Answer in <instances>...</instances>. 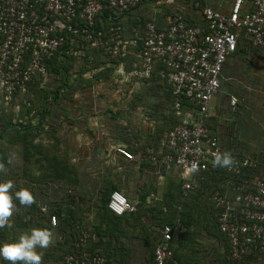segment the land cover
I'll use <instances>...</instances> for the list:
<instances>
[{
    "label": "built area",
    "instance_id": "obj_1",
    "mask_svg": "<svg viewBox=\"0 0 264 264\" xmlns=\"http://www.w3.org/2000/svg\"><path fill=\"white\" fill-rule=\"evenodd\" d=\"M145 1L0 0V97L11 101L28 92L38 78L46 80L49 61L65 50L70 35L72 42L76 39L85 49H100L112 59L124 51L135 56L126 49L138 48L141 41L140 58L132 63L126 80H149L161 65L162 80L172 89L173 109L183 117L182 124L147 149V157L156 168L177 173L188 193L194 189L195 176L211 168L215 154L224 153L205 120L221 89L225 64L237 52L240 39L264 49V0H214V4L211 0H153L152 10L162 3L168 8L189 2L185 7L200 14L202 22L191 24L192 15L174 12L165 22L152 17L144 28L132 29L130 40L124 39L125 16ZM67 53L75 54V50ZM76 54L81 56L83 50ZM230 103L234 110L238 100L232 97ZM117 152L135 160L126 148L119 147ZM214 197L218 229L228 242L231 261L264 255V175L251 189L243 185L234 195ZM108 209L117 216L136 211L120 191L112 192ZM56 223L53 218L52 224ZM90 235H81L77 249L87 250ZM161 236L150 264H178L170 246L175 238L173 226L161 228ZM104 263L101 249L90 256L67 254L63 261Z\"/></svg>",
    "mask_w": 264,
    "mask_h": 264
},
{
    "label": "trees",
    "instance_id": "obj_2",
    "mask_svg": "<svg viewBox=\"0 0 264 264\" xmlns=\"http://www.w3.org/2000/svg\"><path fill=\"white\" fill-rule=\"evenodd\" d=\"M188 21L191 24L195 23L194 20L188 19ZM105 23L108 24L107 21H105ZM145 25L146 20L144 17H141L139 20L130 21L128 25H126L124 22L122 24L124 31L123 38L130 40L131 37L134 36L132 29L141 27L144 28ZM107 26L108 25H106V27ZM72 39L73 36L70 35L68 37V44L65 46V50L53 57L48 64L49 72L51 71L56 76L63 74V76L66 77L65 79H63L65 89H67L68 87H70L71 89L73 88L70 84V80H68L67 78L68 74L66 73V71L69 67H73L74 64H70L69 60L71 58L73 59V57H76V53H78L80 50H83V54L80 56V58L82 57L84 61L82 65L83 67L80 68L81 74L79 75V79H81V81H79V87L81 89L92 87L95 83H99L103 80L109 81L113 77V74L116 71L115 69L119 65L123 66L125 70V73L120 74L119 76L129 74L130 71H132V63L136 60H139L140 58L139 48L141 47V41L138 48L128 46L126 49L127 52L128 50L134 51L135 56L125 53L124 51L123 56L112 59L108 55H105L102 50L89 48L85 49V47L81 46V44H78V41H76V39H74L73 42ZM70 48L75 50L74 56L67 53ZM161 69V65L157 66L152 75V78L146 81L139 82H142L144 84H152V86L150 87H154L158 91L157 93H159V96H163L165 98L163 103L159 104V106H157V108L153 110V113L155 114L154 116H157L160 119V129L163 132L165 131L168 133L175 126L182 124L183 117L177 115L176 111H174L173 109L172 89H169L166 83L162 80V76L160 73ZM87 76H89V79L84 82L83 80ZM43 81L45 80L38 78L35 83H32L28 87V92L18 94L14 97L15 99L22 96L25 97L24 99H27V102H24L25 104H23V108L25 111L24 115H22L20 118V122L14 123L13 119H10L9 121H6V123L0 125V140H4L6 136V139L11 141H9V143H11V146L8 150H6L8 154L7 158L4 157V150L0 148V164H6L9 168V163L11 160L10 158H13L14 156H16V153L22 151V154L27 161H31L35 158V162L33 164L39 165L40 173L37 175V178L35 180L44 183L52 191L54 189L52 185H58L59 190L61 189L63 192V194L59 195L58 198L59 207H54V210L50 212L48 218L44 216L45 214L42 210V206L37 202L38 198L41 197L42 199H46V197L48 196V194L44 191V194H40V197L31 192L33 196V203L31 205H23L18 200L15 204L16 208H14L16 214L13 226L6 229V232H8L9 235H13V240L11 242L16 241L14 228L24 230L22 232H30L32 229L36 228H47L49 230L56 229L58 231L57 233L59 234V237L57 238L58 240L56 244H54V246L50 244L47 248H45V253L41 254V264H63L64 257L67 254H82L90 256L95 254L97 249H101L105 257L112 256L113 254L114 256H119L118 253H123V255L125 256L130 255L132 252V246L122 238L129 239L130 233H133V236H135L138 235V233L143 232V230L145 234H147L146 241L149 244V247L155 248L156 244L160 242V239L162 237L161 228H163L165 225H171L177 231L178 239L174 238L173 243L176 242V245L178 247H171L174 257L176 258V260H178L180 257L178 256L176 250L179 249V247L183 248V237L185 236L184 230L186 231V233L188 230H191L198 223L197 218L199 219L200 217L202 218L203 216H205V219H210L214 224V228L218 229L217 210L213 208V197L214 195H216L215 193L218 192L219 195L224 196L229 191H238V188L240 186H250V184L253 183V181H251L250 179H248V181H244L243 179H241L247 173H243V175L241 176H235L234 173L228 172L229 167L222 168L212 165L211 168L205 173L196 175L194 189L188 193H184V180L180 176L176 177L177 173L173 171H166V174L169 175L165 178L167 190L166 192H164V196L160 202L157 201L155 202V206L148 208L147 211L150 213V215H152V218L149 222H144L141 214L138 212L131 213L127 218H125L126 214L122 216L113 214L108 209V203L112 192L117 190H110L111 193L109 199L100 201V205L98 207V215L100 216L101 221H99L97 215V221L95 220L94 224L85 222L83 214H80L78 216L76 212H74V208L78 207V205L74 203L72 199L66 198V195L64 193V187L65 184H67V172H73L70 165L64 158L61 160L56 156V154H51L50 148H48L46 145L41 143L34 144V141L36 140L35 132L44 127L43 124L45 120L50 116L49 105L52 104L48 103L55 104L59 101L61 102L63 99L62 94L64 92V89L62 90L60 88H54L55 90H52L55 91L53 97H49V94L44 90H40L37 93V91L39 90V86H41ZM64 95L67 96V92L64 93ZM0 99L2 100L1 97ZM29 99L34 101L41 100L40 106H38L37 103L34 107H31L33 103ZM33 112L34 116L31 115ZM26 116H29V118L26 119ZM33 120L37 121L36 124L33 123ZM159 140L160 139L155 138L151 143L157 146ZM151 143L143 144L142 146H140V148H131L130 152L137 153L141 152L142 150L145 154L147 152L148 146H152ZM19 144H21V149L18 148ZM55 149L56 147L54 148L53 152L56 151ZM146 158L148 157L146 156ZM148 161L150 162V160ZM247 170L248 169H246V171ZM11 171L17 177L22 176L19 178L33 180L30 175L25 176L21 174V170L18 167L12 168ZM9 175H6V182ZM70 178L72 179L71 174ZM231 182L232 184H230ZM69 183L73 182L69 180ZM220 184L222 186H220ZM8 192L11 193L10 188L8 189ZM213 193L214 195L212 196ZM47 199L50 198L47 197ZM66 199L69 201V207L63 208V205L66 203ZM44 204L47 203L45 202ZM44 206L48 207V204ZM147 211L144 212L147 213ZM194 215H196L197 218L194 217ZM53 218H55L57 221L55 225L52 224ZM105 218L107 220L109 218L110 221H114L115 224L113 223L114 225H112V227L110 228L103 229L101 222H103ZM42 220L47 221L48 225L45 226L44 224H42ZM74 221L75 224H73ZM122 222H126V225H131L133 227V230L129 231L127 230V228H120L119 226H121ZM11 228H13L12 232ZM84 232H88L91 235L88 240L87 250L82 252V249H77L76 244L78 243L81 235ZM182 232L184 233L182 234ZM93 234L96 237L108 235L110 237H113L115 242L110 241L109 243H107L102 242V240L100 239L95 240V238H92ZM221 237L223 236H220L219 238L221 239ZM2 239L4 243H11L8 242L6 234H2ZM153 241L157 242L154 244ZM225 248L226 255L228 256L229 246ZM260 257L261 256H249L243 258L240 261L233 262L231 261L230 256H228L229 260L225 259L223 264H249L252 261L259 260ZM152 262L153 256L150 263ZM0 264H10V262L2 260Z\"/></svg>",
    "mask_w": 264,
    "mask_h": 264
},
{
    "label": "crops",
    "instance_id": "obj_3",
    "mask_svg": "<svg viewBox=\"0 0 264 264\" xmlns=\"http://www.w3.org/2000/svg\"><path fill=\"white\" fill-rule=\"evenodd\" d=\"M180 3L182 2H178V5ZM210 3L214 4V0H211ZM150 5L146 4L145 1L139 9L128 12L125 16V24L128 25L130 21L139 20L141 17H144V15H151L149 17L150 19L154 17L159 21L165 22L169 19V17L165 15V11L177 7L176 4L172 7H168L166 10H157L156 12V10L151 9ZM178 10L182 12L184 10V13L188 15V17L192 15L191 20H194L196 23L202 22L200 14L196 12L192 13L185 5L182 6V9L179 6ZM115 70L113 76L115 74L118 76L125 73L124 67L121 65L117 66ZM125 75L119 76L118 79L127 82L126 78L128 74ZM88 79L89 78L86 77L83 81L86 82ZM79 81H81V79L77 78L73 81V84H71L72 87L75 84L78 85V89L76 90L74 87L72 89L68 87V94L65 99L61 101L65 102V100H67V102L70 103V108L72 110L69 108L68 114L71 111L75 112L74 108L76 106L79 110L77 116L79 118L82 117L73 122L72 133L73 131L79 132L77 136L74 135L73 138H79H76V140L70 139L68 143L70 144L73 142L72 144H75V142L80 141L78 149L82 148V153L86 157L82 158L78 156L80 163L85 165L88 164L89 167L95 164H107L109 169L104 174L102 172L104 175L102 179L95 175L90 168L87 169V166L83 168V171L78 172L74 167V162L70 159L67 163L70 165L73 172H67V184H65L64 187L66 198L72 199L74 203L78 205V207L74 206V212H76L78 216L83 214L85 222L94 224L95 220L97 221L96 216L98 215L100 201L109 199L110 190H118L128 198L135 206V212L140 213L143 221L147 223L152 218V215H150L147 210L155 206V200H157L156 194L158 190L154 187L159 185L161 181H165L166 176L169 175L166 174L165 169H158L148 161L149 159L146 158L147 152L144 154L141 150V152L133 153L135 160L130 161L118 154L117 149L123 147L130 151L131 148H140L143 144L151 143L155 138L160 139V142L167 132H163L161 129L157 131L156 127V135L154 129L149 130L146 134L141 133L139 136H134L132 132L126 131L131 129V127L124 126L125 131L118 134L117 138L112 136L108 137L106 135L102 136V133H108L106 125L109 122L117 121L121 116L117 117V113H110L107 116L109 112L103 109L106 103L105 99L100 101L97 96H94L96 97L94 98L92 95L91 98H80V95H77V93L85 89H91V87L81 89L79 87ZM134 83L138 84L142 82L134 81ZM155 96V98L161 101L165 100V98L159 96V94H155ZM117 97L120 99L122 97L121 93L116 96V98ZM232 97L238 100V104L234 110L230 105ZM154 102L155 103H150L149 105L154 106L157 103L155 106L157 108L160 101L154 100ZM136 103H143L142 98L139 97ZM136 107L138 106L135 105V108ZM31 115L34 116V112ZM73 116L75 117V114H73ZM26 118H29V116H26ZM36 122V120H33L34 124H36ZM205 122L212 132L219 137L223 152H228L233 157L234 163L229 167L228 172L234 173L235 176H241L243 173H247L241 179L244 181H248V179L253 181V183L248 186L251 189L255 181L264 175V49L255 47L252 42L247 39H240L237 52L229 58L225 64L221 89L212 101L210 113ZM121 123L125 124V121ZM46 128H48L46 132L51 131L54 129V125L49 126L48 124ZM125 132L127 136L123 137L122 135L125 134ZM89 133L91 134L89 135ZM99 136H102L101 144L96 143L99 140ZM159 142L157 144H159ZM69 144L68 147H71L72 144L70 146ZM93 144L95 146L98 145L99 148H104L107 157L104 155L100 157L99 160H91L95 157L91 154ZM152 146L156 145L152 144ZM149 147L151 146L149 145L148 148ZM86 150L89 151L86 152ZM246 169H248V172ZM69 173L72 175V179ZM178 176L179 175L176 174V177ZM93 177L96 178L94 179ZM69 180L73 183H69ZM230 184H232V182ZM233 192L234 191H229L225 195H232ZM62 194L63 192L61 189L59 190L58 185L55 186L51 196L55 208L59 207L58 198L59 195ZM67 207H69V201L66 199L63 208ZM144 211H147V213ZM130 214L131 213H127L125 218L130 216ZM98 219L101 221L99 215ZM101 223L103 229L110 228L115 224V222L110 221L109 218L108 220L105 218ZM73 224H75V221ZM119 227L127 228L129 231L133 230V227L131 225H126V222H122ZM54 231H56V233L58 232L56 229H54ZM55 237H59V234L57 233ZM146 237L147 234H145L143 230V232L135 236H133V233H130L129 239L122 238L132 246L131 254L125 256L123 253H118L119 256H114V254L112 256H104V264H150L154 248L148 247L149 244L146 241ZM92 238H95V240L100 239L102 242L107 243L110 241L115 242L114 238L108 235L96 237L93 234ZM222 238L224 247H228L229 245L226 238ZM259 256H261L259 260L252 261L249 264H264V255ZM194 258L196 264H221L223 260V256H218L217 259L214 257L213 260L212 256H194ZM226 259H228V256ZM178 260H182L181 257ZM191 260L192 259H190V261ZM178 264L181 263L178 261ZM184 264H186L185 261ZM187 264H192V262Z\"/></svg>",
    "mask_w": 264,
    "mask_h": 264
},
{
    "label": "rangeland",
    "instance_id": "obj_4",
    "mask_svg": "<svg viewBox=\"0 0 264 264\" xmlns=\"http://www.w3.org/2000/svg\"><path fill=\"white\" fill-rule=\"evenodd\" d=\"M152 2L153 0H149V1L146 0V4L148 5H150V3L152 5ZM183 5L190 6L189 2H186V3L182 2L179 5L177 4V7L171 8L170 10L169 9L166 10L167 9L166 5H163L162 3L160 6H156L157 9L154 8V10H156V12L159 8L166 10L165 15L167 17H172L174 15V12L180 13L181 15L186 16V14L184 13V10L183 12L181 10H178V7L180 6V8L182 9ZM150 16L144 15L146 23L151 21L152 18L150 19L149 18ZM74 55L75 54H72V56ZM83 62H84L83 58L82 57L80 58L79 54H77L76 57H73V59L71 58L69 60L70 64L72 65L74 64L73 67H69L68 70L66 71V73L68 74L67 78L68 80H70V84H73V81L79 78V75L81 74L80 68L83 67L82 66ZM49 73L51 74L49 75V77H47L45 81L42 82L41 86L38 85L39 90L37 91V93L40 90H44L49 94V97L51 96L53 97L55 94V91H52V90H55L54 88H60L62 90L64 89L62 98L65 99L66 96L64 95V93L67 92L68 94V88L65 89V84L63 83V79H65L66 77L63 76V74L56 76L51 71ZM118 77L119 75L116 76L115 74L109 81H105V80L100 81L99 83H95L91 87V89H85L82 92L77 93V95H80V98H83V97L91 98L92 96L93 97L97 96L100 101H103L105 99L106 103L103 109H105L106 112H109L107 116L110 113H115V114L117 113V117L121 116L117 121L109 122L106 125L108 129V133L104 132L102 133V136L106 135L108 137L112 136L114 138H117L118 134H120L122 131H125L124 126L131 127V129L126 130V131L132 132L134 136L136 135L139 136V134L141 133L146 134L149 130H154V129H155V135H156V127L158 131L161 125L159 124L160 122L159 117L154 116L155 114L153 113L154 112L153 110L156 108L155 106L157 103L154 106L149 105V104L155 103L154 100L155 101L159 100L160 104L163 103V101H161L160 99L155 98L156 97L155 94H159L157 93L158 91L154 87L153 88L150 87L152 86V84H148V83H147L148 85L142 84V83L135 84L134 81L132 80H126L127 82L123 80L120 81ZM73 87L76 90L78 89V85L76 84L73 85ZM120 93L122 97L120 99L118 97L116 98V96H118ZM139 97L142 98V101H143V103L141 104L136 103ZM24 98L25 97H22V96L17 97L15 99L13 98L11 102L0 99V125H2L3 123H6V121H9L10 119H13L14 123L20 122V118L22 115H24V111H25L23 108V104H25L24 102H27V99H24ZM29 100L33 103L31 107H34L37 103H38V106H40L41 104L40 103L41 100L39 101H34L31 99ZM48 104H52V105H49L50 116L47 117V119L45 120L43 124L44 127L40 128L38 131L35 132L36 140L34 141V144L41 143V144L46 145L48 148H50L51 154H56V156L61 160L64 158L68 162L71 159L74 162V167L76 168V170H78V172L83 171V168L87 166L86 167L87 169L90 168V170L95 175L103 179L104 177L103 174L109 169V166L107 164L105 165H96V164L93 165L92 164L93 166L89 167L88 164L85 165V164L80 163V159L78 158V156H81L82 158H86L82 153L83 149L82 148L78 149V147L80 146L78 145L80 141L75 142V144H72L73 142L70 144L68 143L70 139L76 140V138H79V137L73 138V136L74 135L77 136L79 132L73 131L72 133L73 124H74L73 122L76 119L78 120L79 118L77 116V112H79L78 108H76L75 106L76 108V109L74 108L75 112L71 111L68 114L67 112H68V109L70 108V103L67 102V100H65V102L59 101L58 103H55V104L53 103H48ZM135 105L138 107L135 108ZM157 106H159V104ZM73 114H75V117L73 116ZM123 121H125V124L121 123ZM48 124L49 126L54 125V129L51 130L53 132L51 131L46 132V130L48 129L46 128V126ZM90 134L91 133H89V135ZM102 136L101 137L99 136V140L96 143L101 144ZM122 136L123 137L127 136L126 132ZM9 141L10 140L6 139V136L4 140H0V148L4 150V157L6 158L8 157L6 150H8L9 147L11 146V143H9ZM68 144L69 146L72 144L71 147H68ZM14 147H17V146H14ZM55 147H56L55 149L56 151L53 152ZM18 148L21 149V144L18 145ZM87 151L89 150H86V152ZM105 153L106 151L104 148H99L98 145L95 146L93 144L91 148V154L92 156H95V157L91 160H99L100 157H103L104 155L107 157V154ZM10 159L11 160L9 163V166H10L9 168H8V165L6 164H5L6 168L3 163L0 164V183L6 182V175L10 174L7 178V182L11 183V187H10L11 193H9V195L12 197V205H13L12 214L8 217L7 223L3 227H0V243H4L2 239V234H6L8 242H11L13 240V235H9V233L6 232V229L13 226V222H14V218L16 214L14 208H16L15 204L18 201V199L14 195L16 191H19L21 189H27L30 193L33 192V194H36L39 197H40V194H44L43 193L44 191L45 193L48 194L47 197H49L50 199H47V197L46 199H42L40 197L37 200L38 204L42 206V210L45 214L44 216L48 218V215L50 214V212L54 210V203L51 197L52 190L48 188L44 183L38 182V180H35L37 178V175L40 173L39 165L33 164L35 162V158L32 159L31 161H27L24 155L22 154V151H20L19 153H16V156ZM15 167H18L21 170L20 171L21 174L25 176L30 175L33 178V180L19 178L22 176H19V177L15 176V174L12 173L11 171V169ZM93 178L95 179L96 177H93ZM54 186H57V185L53 184L52 187L54 188ZM220 186L222 185L220 184ZM154 188L158 190L156 194L157 200L155 201L160 202L164 196V192H166L167 190L166 180L161 181L160 184L156 185ZM213 195L214 193L212 194V196ZM45 202L48 204V207L44 206V205H47V204H44ZM213 208H214V204H213ZM194 217L197 218L196 215H194ZM197 221L198 223L191 230H188L187 233L184 230L185 236L183 237V248L179 247V249L176 250L178 256L181 257L182 259V260H179V262L181 264H184V261L186 264L189 262H192V264H196V260L194 256H212V260L214 259V257L215 259H217L218 256H223V260L221 261V264H223L224 260L227 258V255H226V248L224 247V244L222 243L223 238L222 237L221 239L219 238L220 236H222L219 229L214 228L213 222L210 219L206 220L205 216H203L202 218L200 217L199 219L197 218ZM42 224L47 226L48 222L42 220ZM12 230L13 228H11V232ZM22 231L24 230L14 228L16 240L20 237V235L26 234L29 232V231L27 232L26 231L22 232ZM51 231L53 233V242L51 243V245L54 246V244H56L58 240L57 239L58 237L57 238L55 237L57 233L56 231H54V229ZM184 232H182V234ZM154 237H155V234H154ZM175 238L178 239L176 230H175ZM156 242L157 241H153L154 244ZM172 243L170 244V246H172L173 248L178 247L176 245V242H174L173 244ZM44 250L46 249L37 248V252H39L40 254H44L45 253ZM190 259L192 260L190 261ZM1 261L2 259H0V262Z\"/></svg>",
    "mask_w": 264,
    "mask_h": 264
},
{
    "label": "clouds",
    "instance_id": "obj_5",
    "mask_svg": "<svg viewBox=\"0 0 264 264\" xmlns=\"http://www.w3.org/2000/svg\"><path fill=\"white\" fill-rule=\"evenodd\" d=\"M212 163L213 166L225 168L230 167L234 161L230 153L224 152L215 154ZM10 187V182L0 183V227L7 223L12 214V197L8 192ZM14 195L23 205L33 203V196L27 189L16 191ZM52 242L53 233L49 229H32L14 242L0 243V259L10 264H41V254L37 252V248H47Z\"/></svg>",
    "mask_w": 264,
    "mask_h": 264
}]
</instances>
